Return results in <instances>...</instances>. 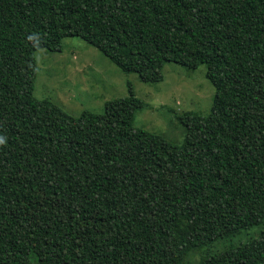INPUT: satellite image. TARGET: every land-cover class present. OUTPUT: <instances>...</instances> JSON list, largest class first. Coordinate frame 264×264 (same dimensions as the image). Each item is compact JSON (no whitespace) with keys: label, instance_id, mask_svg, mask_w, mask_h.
Returning a JSON list of instances; mask_svg holds the SVG:
<instances>
[{"label":"trees","instance_id":"obj_1","mask_svg":"<svg viewBox=\"0 0 264 264\" xmlns=\"http://www.w3.org/2000/svg\"><path fill=\"white\" fill-rule=\"evenodd\" d=\"M69 38L126 74L207 68L182 146L130 96L79 118L34 96ZM258 229L249 241L242 239ZM264 264V0H0V264Z\"/></svg>","mask_w":264,"mask_h":264},{"label":"rangeland","instance_id":"obj_2","mask_svg":"<svg viewBox=\"0 0 264 264\" xmlns=\"http://www.w3.org/2000/svg\"><path fill=\"white\" fill-rule=\"evenodd\" d=\"M37 76L34 96L49 100L71 117L85 111L103 114L106 104L130 96V89L145 103L136 117L137 128L155 134L166 142L182 146L187 129L177 114L195 112L208 115L212 109L215 88L208 80L207 68L196 70L177 64H166L163 82L147 84L137 74H126L98 49L79 38H69L62 52L41 50L35 54ZM258 229L245 233L249 241ZM42 264H52L46 255Z\"/></svg>","mask_w":264,"mask_h":264}]
</instances>
